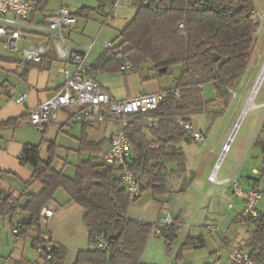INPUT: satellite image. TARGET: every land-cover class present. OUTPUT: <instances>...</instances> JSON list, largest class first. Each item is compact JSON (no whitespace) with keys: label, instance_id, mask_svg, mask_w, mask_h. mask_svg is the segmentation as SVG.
I'll use <instances>...</instances> for the list:
<instances>
[{"label":"trees","instance_id":"16d2710c","mask_svg":"<svg viewBox=\"0 0 264 264\" xmlns=\"http://www.w3.org/2000/svg\"><path fill=\"white\" fill-rule=\"evenodd\" d=\"M30 1L35 4L36 10H44L48 3V0ZM108 1L113 4L118 0ZM134 1L137 10L120 31V45L110 48L113 56L101 61L104 62L103 67L94 68L92 75L96 77L100 70H121L124 62H130L135 67L151 62L158 77L170 72L175 65L183 66L175 86L166 90L168 96L157 109L133 116L127 127L131 150L128 166L143 180L141 194L136 199L130 198L120 177V167L100 157L106 140L90 141L84 129L79 140V152H89L90 157L77 164L73 178L53 167L55 143L51 144L46 160L41 158L39 145L27 144L20 162L31 165L34 174L25 181V185L39 181L42 189L38 193L27 194L25 205L11 195L0 204V217L13 215L17 209L29 214L28 221L13 226L20 229L22 236L34 230V247L43 242L45 232L41 210L55 199L59 189H63L70 201L85 210L83 222L89 243L79 250L73 264H143L142 256L155 228L160 229L158 236L164 237L167 251L172 253L178 231L183 226L180 216H174L173 222L166 225L161 224L159 219L148 222L130 217V204L146 190L153 195L170 191V165L177 163L183 171L186 165L181 149L170 152L168 147L191 137L177 120L191 122L194 115L205 111L215 100L228 104L231 90L249 66L255 41L258 22L254 21L252 0H147L148 4H142L143 0ZM152 5L160 7L153 8ZM104 6L101 5L98 10L105 16L108 13L104 12ZM91 9L83 6L74 13L77 17L88 18ZM180 24L184 27L181 28ZM215 54L218 59L214 58ZM43 61L44 58L40 64ZM163 67H167V71L159 72ZM205 82L214 84V100L204 99L202 85ZM174 89H179V97L175 96ZM147 118L157 119V125L146 124L144 120ZM17 123V118L5 122L7 125ZM256 145L264 154V138L257 140ZM2 172L0 168V175ZM242 220H248L255 226L250 231L247 244L252 257L259 264H264V213L261 212L257 219ZM101 240L105 241V245L94 247ZM205 245L204 237L189 236L179 247L177 257H182L187 249ZM66 255V246L54 242L52 258L47 259L41 254L44 263L34 264H66Z\"/></svg>","mask_w":264,"mask_h":264},{"label":"crops","instance_id":"0c3cea01","mask_svg":"<svg viewBox=\"0 0 264 264\" xmlns=\"http://www.w3.org/2000/svg\"><path fill=\"white\" fill-rule=\"evenodd\" d=\"M256 1L262 11H264V0ZM256 1L254 0L253 2L254 10L257 15L258 9ZM49 4L50 3H47L44 10H36L35 8L31 11L30 19L36 22L42 21L43 18L58 9V7L49 9ZM72 11L76 12L74 10ZM79 20L80 18L78 17V22L67 30L68 36L71 37L74 30H77L79 27ZM101 34L102 32L99 31L98 37H95L90 45L93 42L96 43L97 38H100ZM25 37L26 39L21 42L23 47L30 43H40L44 41L43 35L40 34L27 33ZM86 44L88 43H76L72 41L70 46L86 50L89 46ZM2 45H5V43L0 39V46ZM93 48L90 55L94 50ZM112 56L113 52L110 51V49L105 50L102 48V51L95 53L93 58L89 59V63H99V67L102 68L104 62L101 61L108 60ZM40 63L24 61L20 54H6L0 52V168L3 170L0 175V204L5 198L11 195L13 199H18L20 204L25 205L27 202V194L38 193L42 189V184L39 181H35L29 186L25 185V181L29 180L34 174V169L31 165H24L20 162V157L23 155L27 144L39 145L40 155L44 160L49 158L52 143H55V146L59 149L65 150L67 158L70 156L77 158L74 165H67V161H62L58 164L53 162V167L56 170L62 171L67 176L73 178L76 175L77 164L81 160H86L90 157L89 152H79V140L83 130H86L90 141L98 142L106 140L102 149L105 150L109 147L111 139L121 127L120 120L112 117H107L103 121L91 123L74 121L71 119V116L77 109L74 107H67L62 109L47 129L42 132V137L41 131H39L40 135L35 134L36 129L33 128L29 122V110L35 108L39 103L54 95L64 83V76L61 73L64 62L58 57L57 52L52 46L44 56L43 63ZM27 68H29L28 71H26ZM129 69H132V66ZM127 71H122L123 73L126 72L124 73L125 83L122 84V86H118L119 78L116 76L118 75L117 73H102V75H106V78H103L104 85L101 82L100 84L115 99H126L141 93H156L161 90L172 88L176 84L175 82L172 85H166L161 78L154 76L153 81L146 84V89H143L144 91H134L132 85L136 81L139 82V76L136 72L127 75ZM99 72H101V70ZM99 72L96 74V78L100 81L102 76L99 75ZM262 73L263 70L255 86ZM253 90L246 99V109L254 108L255 110V108H262L264 106V102H251L250 98L253 94ZM23 92L27 93V99L24 103H19L16 98ZM237 97L238 95L236 93L231 94L228 104H225L221 100H215L207 106L205 111L198 113L203 114L202 125L200 127L195 124L192 117L191 123L196 130L203 132L204 140H195L191 136L177 145H173L172 148H169L171 145L168 147V151L170 152L175 151L177 148L181 149L186 169L183 171L179 169L177 163L171 164L169 167L171 170V174L169 175L170 191L163 195H153L151 191H148L145 195H141L134 203L136 207L135 210L133 209L135 214L131 213L132 209L131 207L129 208L130 217L148 222H155L163 213L170 211L174 216H180L183 220V226L188 227L187 236H202L206 240V244H208V240L204 235V230H207L206 225L212 221L213 224L227 226L225 235L222 234L223 242H225L227 249L235 245H241L250 249L247 242L250 237V231H252L255 226L248 222V220H242L239 217V213L244 207V201L233 195L230 179L234 177L240 181L237 176L239 175L240 178H247L246 184H242L240 181L244 188H260L263 191V197L260 201V210L264 213V154L261 147L256 145L257 140H262L264 138V131L262 130L264 110L256 131H254L249 139V154L239 164L238 169L231 170L230 172L224 171L218 174L221 180L220 182H211L209 180V175L214 169L215 163L219 160L217 157L218 149H220L222 153L223 146L230 143L229 140L227 141L228 137H226L225 132L215 138L216 140H211L209 134L211 127L217 120V116L222 114L221 111L224 110L226 106H237ZM205 98L206 101L215 99L214 96ZM216 112L219 113L215 116ZM210 113L212 115H210ZM11 118H17L18 123L16 125L5 124V122ZM152 119L153 118H147L144 121L146 124L151 125L153 124ZM73 123H80L82 126H74L75 124ZM238 124H240V120L234 121L232 125L228 124L227 128L236 126L233 131L234 133L239 126ZM257 131L259 132L258 134ZM193 147L196 148L195 151H192ZM205 147H209L210 149L203 151ZM58 152L57 150V153ZM59 191L60 190L57 191L51 205L53 202V204L57 203L56 205H58L60 209L61 206L68 205L71 201L66 192V195H63L60 194L62 192ZM230 204H233V206L230 207ZM209 218H211V221H209ZM27 220H29V214L21 209H17L13 215L0 217V227H2V229H0V236L2 233L3 236L5 234L6 238H3V240L6 239L8 243H11V246L13 245L8 255H4L0 251V264H5L8 258L16 264L40 263L36 259L30 258L26 253V244L30 242V245L33 247L34 232L20 238L14 237L15 241L11 242V239L13 240V234L10 236L12 226ZM240 221L248 224V226L245 227L247 236L244 241H240L239 235L231 231L233 228H239L238 226L240 225L237 224H239L238 222ZM209 231L211 232V230ZM51 236L56 244L60 243L66 245L61 239L54 240L52 233ZM158 241L159 240H155L154 238L149 239L147 248L142 256L143 264H155L157 262H163L165 259L162 253L167 254V248L165 243L163 244V242ZM5 252H8V250ZM203 264L216 263L214 261L213 263L205 262Z\"/></svg>","mask_w":264,"mask_h":264},{"label":"built area","instance_id":"2783aa9c","mask_svg":"<svg viewBox=\"0 0 264 264\" xmlns=\"http://www.w3.org/2000/svg\"><path fill=\"white\" fill-rule=\"evenodd\" d=\"M118 1L112 4V12L108 14L107 21L112 16ZM142 4H148V1L143 0ZM152 7L159 8L160 6L152 5ZM34 9L35 5L30 0H0V39L11 52L20 54L24 61L40 63L52 46L58 57L64 62V66L61 69L64 83L54 95L29 110L30 125L36 130L44 132L53 119L57 117L58 113L67 107L77 109L72 114L71 119L81 123L103 121L107 117L120 120L121 127L111 139L109 147L101 151L100 157L107 163L120 167L119 173L126 192L131 199H136L142 192L143 180L128 166L131 150L127 127L133 116L157 109L160 102L168 96V91L141 93L126 99H115L99 83L98 79L92 75L93 69L100 66L99 63L91 64L88 60L95 42L89 45L86 50L71 47L67 43V30L78 22L77 15L67 6H62L53 11L44 20L32 22L30 13ZM254 17H256V13ZM179 26L181 28L184 27L183 24ZM27 33L43 35L44 41L30 43L23 47L20 44L26 39L25 35ZM103 46L107 50L113 47V43L110 40H105L103 41ZM130 67L131 64L129 62H124L121 65V70L127 71ZM174 94L179 97V89H174ZM26 99V92L19 94L16 98L19 103H24ZM157 122V119H152V123L155 125H157ZM177 122L189 131L195 140H204L203 132L196 130L191 122L183 121L182 119H178ZM229 150L230 143L225 144L219 160L215 163L214 169L209 175L211 182L221 181L218 175L220 163ZM230 180L233 195L244 201V207L240 211L239 217L241 219L259 218L261 216L260 201L263 197L261 189L258 187L246 189L237 178L232 177ZM229 206L232 207L233 204ZM58 209V205H46L40 213L42 228L45 232L43 234V242L35 244L34 249L38 253L44 254L47 259L52 258L54 242L51 233L45 225L50 218L55 216ZM173 219L174 215L167 211L160 216L159 222L165 225L171 224ZM206 228L223 234L227 231V228L213 223L207 224ZM11 233L15 237H22L17 226H12ZM159 233L160 229L155 228L154 234L158 236ZM103 245H105V241L101 240L99 243L94 244V247ZM222 247H227L225 242L222 243ZM219 255L220 253L217 252L215 256L219 258ZM228 258L234 264H259L252 257L251 250L241 245L228 248ZM5 264L15 263L8 258Z\"/></svg>","mask_w":264,"mask_h":264},{"label":"rangeland","instance_id":"374dc122","mask_svg":"<svg viewBox=\"0 0 264 264\" xmlns=\"http://www.w3.org/2000/svg\"><path fill=\"white\" fill-rule=\"evenodd\" d=\"M254 1V0H252ZM256 1V0H255ZM257 2V1H256ZM49 9L52 7H58V9L62 6H67L71 10L77 11L83 6H89L93 9L90 10V15L88 18H80L79 20V27L77 30H74L72 36H68L67 43L70 45L71 42L75 41L76 43H88L86 45H90V43L98 37L99 31L102 32L100 38H97V42L94 45V50L92 54L89 56V59H92L95 53H99L102 51L103 41L110 40L113 43V47H118L121 43L120 31L123 29L134 17L135 12L137 10V5L135 4L134 0H119L118 4L112 13V16L107 19L108 14L112 12V3L108 0H49ZM101 5L104 6V12L108 13L107 15H102L98 10ZM96 8V9H94ZM257 9L258 14L254 17V21L258 22L256 26V33H255V41L251 49L249 66L247 70L240 76L238 82L235 84L234 88L231 90V94L236 93L237 97V106H226L224 110H222V114L217 116V120L214 122L213 126L210 130V137L211 140H216L218 136H220L223 132L226 133L227 141H230V150L226 153L223 160L220 163V169L218 174H221L224 171H231L237 170L239 164L244 160L246 156L249 154V139L256 131L258 122L260 117L263 114L264 106L262 108H254L253 109H246V99L251 94L256 81L258 80L261 71L264 68V14L260 6L257 2ZM255 15V13H254ZM105 21H107L105 23ZM84 28V31H83ZM22 46V43L20 44ZM0 52L6 54H14L11 52L6 45L0 46ZM88 59V60H89ZM131 64V63H130ZM132 69L127 71V75L131 73H137L139 76V82L136 81L132 85V89L134 91H144L146 89V84H149L153 81L154 76H156L157 72L154 69L151 62H146L139 67H135L131 64ZM183 66L178 64L172 67L170 72L160 76L166 85L174 84L177 79L180 77L182 73ZM102 73H111L107 70L99 72V75L102 76L100 78L99 83L101 82L104 85L103 78L105 79L106 75H102ZM113 73H117L116 75L119 78L118 86H122L125 83V76L121 70H116ZM124 78V80H123ZM258 92L255 94L253 101L256 103L264 102V77L260 84V87L257 90ZM202 94L203 97H211L216 96V90L214 84L212 82H205L202 85ZM206 99V98H205ZM210 115H212L210 113ZM209 115V116H210ZM203 114H196L193 116V120L195 124L202 125ZM240 120V124L237 130L233 133L234 128L236 126H232L231 128H227L228 124L232 125L234 121ZM118 122V121H117ZM74 126H82L80 123H73ZM117 124V123H116ZM227 128V129H226ZM233 133V134H232ZM259 132L257 131V134ZM35 134H39V131L35 130ZM232 136V137H231ZM42 137V132H41ZM59 145V144H58ZM57 145V146H58ZM171 145L169 148H172ZM192 149V148H190ZM195 147H193L192 151H195ZM209 147H205L203 151L209 150ZM54 163L58 164L62 161H67V165H74L77 158L74 156H70L67 158V154L65 150H61L55 146L54 148ZM57 150L59 151L57 153ZM221 152L218 149L217 157L220 158ZM77 156V155H75ZM217 158V159H218ZM242 184H246L247 178H240ZM60 194H65L63 189H59ZM149 190H146L142 195L148 193ZM173 194V193H172ZM53 201V200H52ZM50 201L48 205H51ZM54 203V202H53ZM55 206L56 204H53ZM135 201L130 204L132 209L131 213L135 214L134 210L136 209L134 205ZM129 207V208H130ZM134 209V210H133ZM85 210L79 206L77 203L71 201L68 205H63L57 210V213L54 217L50 218L45 227L49 232H51L54 236V240L61 239L64 241L66 248H67V255H66V264H73L76 261L78 252L80 249H84L88 246V233L87 228L83 222ZM211 217V216H210ZM28 221V220H27ZM211 221V218H209ZM1 222V221H0ZM212 223V221H211ZM240 225L239 228H233L234 234H238L240 237V241H244L245 237L247 236V232L245 227L248 226L247 223L243 221L238 222ZM227 228V226H221ZM2 229V227H0ZM188 227L182 226L178 231L177 240L175 245L173 246L172 253L167 251L166 253H162L164 255L163 262H157L155 264H203L205 262L213 263L214 261L216 264H234L228 258V249L222 247L223 243V233L221 232H210L208 229L204 230V235L208 240V244L204 247L196 248V249H187L183 251L182 257H177V252L179 247L186 241L189 237L188 235ZM237 229V230H235ZM11 232V231H10ZM34 232L35 231H31ZM223 234V235H222ZM12 233H10V236ZM0 251L1 253L9 254L12 250L13 245L8 243L5 234L0 236ZM15 236L12 235L13 240L15 241ZM16 238V237H15ZM151 239L154 238L155 240H159L160 242L165 243V239L162 236L156 237L154 231L151 234ZM222 240V241H221ZM158 241V242H159ZM166 246V243H165ZM10 247V248H9ZM167 248V247H166ZM8 252H5L7 251ZM214 251V252H213ZM216 252H220L219 258H217ZM26 253L27 255L32 258L36 259L40 263H44V259L42 258L41 254L38 253L30 242L26 244ZM215 256V257H214ZM154 264V263H150Z\"/></svg>","mask_w":264,"mask_h":264},{"label":"bare ground","instance_id":"6f19581e","mask_svg":"<svg viewBox=\"0 0 264 264\" xmlns=\"http://www.w3.org/2000/svg\"><path fill=\"white\" fill-rule=\"evenodd\" d=\"M263 77H264V69H263V73L261 74V77H260V79H259L257 85L255 86V88H254V90H253V94H252V96H251V98H250L251 102H253V97H254L255 94L258 92L257 90H258V88L260 87V83H261Z\"/></svg>","mask_w":264,"mask_h":264},{"label":"water","instance_id":"95a60500","mask_svg":"<svg viewBox=\"0 0 264 264\" xmlns=\"http://www.w3.org/2000/svg\"><path fill=\"white\" fill-rule=\"evenodd\" d=\"M214 56H215V57H214L215 59H218V56H217L216 54H215ZM119 59L122 60V57L120 56ZM166 71H167V67H163V68H161V69L159 70V72H162V73H163V72H166ZM238 125H239V124H238Z\"/></svg>","mask_w":264,"mask_h":264}]
</instances>
